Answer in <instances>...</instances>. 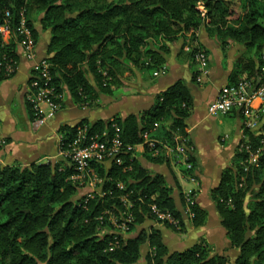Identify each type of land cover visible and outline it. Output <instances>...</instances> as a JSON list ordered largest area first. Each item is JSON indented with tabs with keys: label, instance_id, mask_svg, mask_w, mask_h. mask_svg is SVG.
Masks as SVG:
<instances>
[{
	"label": "trees",
	"instance_id": "trees-1",
	"mask_svg": "<svg viewBox=\"0 0 264 264\" xmlns=\"http://www.w3.org/2000/svg\"><path fill=\"white\" fill-rule=\"evenodd\" d=\"M21 12L36 43L40 32L49 35L46 59L61 108L66 93L79 107L97 108L99 96L109 95L130 67L150 74L160 70L169 46L179 39L188 49L181 47L178 57L195 67L194 56L203 49L199 33L214 39L223 52L231 44L241 47L228 86L246 80L253 89L264 82V0H0V25L9 13L14 31ZM14 41L5 44L0 38V82L12 77L6 76L4 62L19 60ZM192 107L189 88L178 80L141 116L61 127L64 151L79 131L84 132L82 146L91 138L109 145L118 129L122 163H92L101 195L88 200L77 197L84 188L70 179L68 164L0 165V264H264V114L256 130L241 126L244 139L210 192L229 249L238 253L234 262L211 254L205 240L172 252L159 230L145 228L158 224L183 233L184 213L164 178L139 164L135 147L147 133L155 147L144 144V156L152 164L169 160L164 147L192 148L187 133ZM230 114L243 119L238 110ZM251 155L256 163L248 165ZM187 162L192 170L179 168L193 175L194 157ZM180 199L185 207V198ZM151 206L178 221L177 227L158 221ZM189 209L191 226L202 227L207 213L196 203ZM112 217L117 224L125 222V234L110 222Z\"/></svg>",
	"mask_w": 264,
	"mask_h": 264
},
{
	"label": "crops",
	"instance_id": "crops-1",
	"mask_svg": "<svg viewBox=\"0 0 264 264\" xmlns=\"http://www.w3.org/2000/svg\"><path fill=\"white\" fill-rule=\"evenodd\" d=\"M198 35L199 43L209 58L208 75L200 83L191 81L193 74L197 72L196 67L178 57L181 47L184 51L188 49L187 45L183 46L185 41L179 39L169 46V53L162 67L165 72L161 76L154 77L155 72L150 74L143 69L130 67L125 72V77H118L119 82L111 86L109 95L99 96L98 107L94 109L77 106L66 93L63 107L53 115L47 116L48 108L44 105L41 107L46 119L38 127L32 126L29 112L31 104L28 101L33 63L18 57L15 74L0 82V165L26 167L31 164L62 162L64 167L67 163L60 156L61 127L73 128L84 120L93 124L115 117L141 116L153 107L159 95L182 80L189 88L193 100L192 111L187 120V133L196 163L194 174L189 175L193 176L194 181H190L180 166L165 154L169 159L167 162L150 163L144 156V144L135 147L136 159L148 172L164 178L173 191L180 211L184 209L180 197L191 191L194 203L207 213V219L202 227L193 228L189 217L184 214L185 234L178 237L177 242H171V245L167 241V229L158 224H147L145 228L152 226L159 230L168 248L176 249L173 251L190 248L198 239L203 238L214 253L229 257L233 249H229L218 213L210 199V192L219 185L222 171L231 165L238 149L242 134L241 121L237 114L209 117L207 107L216 99L221 88L228 85L229 74L240 55L241 47L231 44L223 52L214 39L201 33ZM48 39L47 32H40L36 43L37 59L46 58ZM260 106L258 100L253 103L255 110Z\"/></svg>",
	"mask_w": 264,
	"mask_h": 264
},
{
	"label": "built area",
	"instance_id": "built-area-1",
	"mask_svg": "<svg viewBox=\"0 0 264 264\" xmlns=\"http://www.w3.org/2000/svg\"><path fill=\"white\" fill-rule=\"evenodd\" d=\"M9 13H5V20L0 25V38L5 44L14 41L16 39V46L18 57L27 62L33 63L32 77L29 83L30 94L29 103L31 104V111L33 112L32 126L38 127L44 124L46 115L43 113L41 107L44 105L48 108L47 116L53 115L55 112L61 109L60 104L56 103L58 99L54 95L53 87L51 86V74L50 65L46 58L37 59L36 54V42L33 39L31 29L27 25V19L24 13L19 14V21L12 31L9 24ZM14 36V37H13ZM193 63L198 73L196 81L200 83L208 75L209 58L204 49L198 51L193 59ZM17 61H5L4 71L7 77H11L17 70ZM165 68L160 69L154 73V77L164 74ZM255 89L253 93L251 91ZM251 88L250 82L244 80L236 87L224 86L219 91L216 99L211 102L207 107V115L209 117L218 118L228 115L232 110H238L242 112L244 117L243 126L245 129L251 131L258 128L259 115L264 114V82L258 87ZM60 100H63L60 98ZM260 101L261 106L258 110L253 108L255 101ZM156 126V125H155ZM115 137L112 138L110 144L105 142H99L94 138H91L86 146H82V140L84 138V132L79 131L76 138L70 143L67 150H60V156L68 165L73 168V175L70 178L74 183L79 186L83 185L84 188L80 191L81 197H85L86 200L93 198L94 195H101L100 190H94V186L101 185V181L96 177L94 170L92 169V163L102 164L112 161L115 165H121V159L119 157L121 150V142L118 137V129L115 128ZM244 139V135L241 134V140ZM143 144L148 145L150 149H154L155 142L149 139L147 133L143 135ZM1 145V143H0ZM245 150L248 148L245 147ZM165 155L175 159L177 165H182L186 170H192L193 166L188 163L190 155L193 156V149L186 148L184 146H176L174 148L164 147ZM158 151L153 152V156H156ZM174 161V160H173ZM256 163V156L251 155L248 161V165ZM246 170V168H245ZM190 181H194L193 176H189ZM86 184V185H85ZM120 190H123V186H119ZM185 207L183 213L191 218L192 214L189 207L194 203V195L191 191L187 192L184 196ZM122 203L127 204V195L121 198ZM151 211L155 215L156 219L160 222H167L168 224L177 227L178 221L174 220L169 214L162 213L155 206H151ZM115 218H110V222L120 232L125 234L128 230L125 222L117 224ZM131 222V217H127V223Z\"/></svg>",
	"mask_w": 264,
	"mask_h": 264
},
{
	"label": "rangeland",
	"instance_id": "rangeland-1",
	"mask_svg": "<svg viewBox=\"0 0 264 264\" xmlns=\"http://www.w3.org/2000/svg\"><path fill=\"white\" fill-rule=\"evenodd\" d=\"M234 8H236V6H233ZM201 10V9H200ZM200 44V43H199ZM201 45V44H200ZM202 47V46H201ZM203 48V47H202ZM204 49V48H203ZM208 54V53H207ZM240 56V55H239ZM123 77H125V72H124V74L122 75ZM244 117H243V119L242 118H240V121H241V126L244 124ZM241 131H242V128H241ZM240 141H241V139H240ZM194 174V173H193ZM84 185V184H83ZM83 185H81V186H83ZM94 190H96V189H98V190H100L101 188H100V185H95L94 186V188H93ZM78 196V198L81 196V194H80V192L77 194ZM182 197H184V196H182ZM186 215V214H185ZM184 216V215H183ZM184 217H186V216H184ZM188 217V216H187ZM117 222V221H116ZM163 226V225H162ZM164 228V227H163ZM165 229H167V228H165ZM166 231H169V237L167 238V241H168V243L171 245V242L172 243H174V242H177V238L179 237V238H181L182 237V235L183 234H185V225H184V232L183 233H178V232H174V231H172V230H170V229H167ZM103 233V232H102ZM181 236V237H180ZM190 239V238H189ZM201 240H204L203 238H200V239H198L194 244H197V243H199V241H201ZM165 243V242H164ZM167 243V244H168ZM189 244V243H188ZM206 244H208L207 242H206ZM167 246V245H166ZM168 247V246H167ZM208 249L210 250V253L211 254H215L214 252H213V250L211 249V247L208 245ZM169 250L170 251H172V252H174L173 250H176V249H171V248H169ZM225 251H226V249H225ZM227 251H228V249H227ZM226 251V252H227ZM224 255V254H223ZM228 257V256H227ZM229 260H230V263H232V262H234V260H235V258H237V251L236 250H233V252L232 253H230L229 254Z\"/></svg>",
	"mask_w": 264,
	"mask_h": 264
},
{
	"label": "water",
	"instance_id": "water-1",
	"mask_svg": "<svg viewBox=\"0 0 264 264\" xmlns=\"http://www.w3.org/2000/svg\"><path fill=\"white\" fill-rule=\"evenodd\" d=\"M255 91V89H253L252 91H251V93H253Z\"/></svg>",
	"mask_w": 264,
	"mask_h": 264
}]
</instances>
